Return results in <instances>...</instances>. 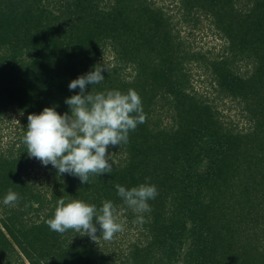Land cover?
<instances>
[{
	"label": "trees",
	"instance_id": "trees-1",
	"mask_svg": "<svg viewBox=\"0 0 264 264\" xmlns=\"http://www.w3.org/2000/svg\"><path fill=\"white\" fill-rule=\"evenodd\" d=\"M175 9L0 0V121L19 116L0 147V264H264V0H177ZM206 23L219 49L185 35L184 25L193 36ZM96 66L105 79L87 91L134 89L146 122L109 147L110 174L83 184L49 164L40 187L23 144L27 117L70 114L65 100L79 94L70 82ZM144 183L158 195L140 225L115 185ZM9 190L16 207L3 204ZM62 197L113 202L124 231L97 242L52 231Z\"/></svg>",
	"mask_w": 264,
	"mask_h": 264
},
{
	"label": "clouds",
	"instance_id": "clouds-1",
	"mask_svg": "<svg viewBox=\"0 0 264 264\" xmlns=\"http://www.w3.org/2000/svg\"><path fill=\"white\" fill-rule=\"evenodd\" d=\"M104 70L96 66L70 82V91L79 89V94L65 100L70 114L60 115L54 107H46L40 114H30L23 136L30 158H36L44 166L51 164L59 175L78 177L83 184H90V177L112 172L109 147L127 145L129 133L147 118L142 99L134 89L127 93L94 92L93 88L90 93L87 91L88 85L103 82ZM115 187L123 203L137 215L133 223L143 225L146 221L142 214L151 212L148 201L158 195L156 186L144 183L130 190L119 184ZM19 199L18 193L9 190L3 204L16 207ZM46 223L61 235L74 230L95 242L111 241L115 234L124 231V225L118 222L117 207L111 201H104L102 207L97 208L79 199L66 202L62 197L57 201L53 218Z\"/></svg>",
	"mask_w": 264,
	"mask_h": 264
},
{
	"label": "rangeland",
	"instance_id": "rangeland-1",
	"mask_svg": "<svg viewBox=\"0 0 264 264\" xmlns=\"http://www.w3.org/2000/svg\"><path fill=\"white\" fill-rule=\"evenodd\" d=\"M166 5L170 9H175L177 6V0H165ZM176 11V9L174 10ZM205 29L199 30V31H194L193 36H189L190 30L187 28V26L184 25V32H186L185 35H188L189 38H196L198 41V44L201 47H204V50L206 51L210 46L214 47L217 46L219 49L222 46V42L220 40H217L216 35H214L213 32H211L208 29V24H205ZM112 56L107 57L103 60V62H111L112 61ZM235 112H233V115ZM11 117H6V119L0 121V147H6L11 144L10 141L15 139L16 134L18 133L17 126L19 123V116L17 114L10 115ZM47 166H44L39 160L34 158L32 161V168L30 170L31 172V177L38 179V184L40 187L41 184L40 182L44 183L45 180V172H46Z\"/></svg>",
	"mask_w": 264,
	"mask_h": 264
}]
</instances>
